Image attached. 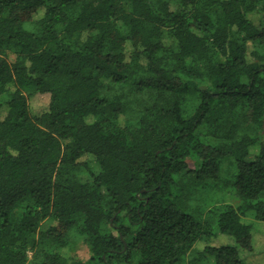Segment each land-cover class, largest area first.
Returning <instances> with one entry per match:
<instances>
[{
	"label": "trees",
	"instance_id": "1",
	"mask_svg": "<svg viewBox=\"0 0 264 264\" xmlns=\"http://www.w3.org/2000/svg\"><path fill=\"white\" fill-rule=\"evenodd\" d=\"M1 98L0 264H246L264 235V0H0Z\"/></svg>",
	"mask_w": 264,
	"mask_h": 264
},
{
	"label": "rangeland",
	"instance_id": "2",
	"mask_svg": "<svg viewBox=\"0 0 264 264\" xmlns=\"http://www.w3.org/2000/svg\"><path fill=\"white\" fill-rule=\"evenodd\" d=\"M249 52H252V48L251 47H249ZM6 59H7V61L9 63H11V62H13L14 56L12 54H8L6 56ZM0 102H4V100L1 98ZM30 105H31L32 109L34 110V112H37L39 110V108H41L44 105V101L43 102H42V100L41 101H36V99H34V100H32L30 102ZM258 135L260 136V138L262 140H264V122H263V125L261 127V130L258 132ZM90 167H91L93 172H96V166L95 165L92 164V165H90ZM225 168H226V166L222 167L223 171H222L221 175L223 177H224ZM214 190L213 191H209L208 190L207 193H206V195H208V198L211 197V200H215L216 201V200L220 199L222 202L229 203L232 206H236L237 205V201L235 200V198L231 194H228V192L227 193H225V192L219 193L218 192L219 195H215V194H213ZM221 194H223V195H221ZM221 201H219V202H221ZM213 203H216V202H213ZM248 223L252 227V231H253L252 233H254V231H257L261 226H264V223L255 222L253 220L248 221ZM47 226H49V221L43 222L41 224V226H40L39 232L44 231L47 228ZM216 241H218V243L216 245L223 243V241L224 242L227 241L226 244H228V245L234 243L231 238L226 237V236H220V235L216 239ZM254 243H255V250H254V252L251 255L248 254V256H247L248 259L244 261L246 264H262L263 263L264 259L262 260V255L264 254V235L258 237L257 239H255ZM207 245L213 246V243H211V242L208 243V241H202V242L196 244L194 249L196 251H198V252H201V251H203V249ZM83 255H84L83 251H79L77 253V256L79 258H82ZM31 256H32V253L30 252L28 254V258H27L28 259V261H27L28 263L31 260ZM243 258H244V255H243ZM188 260H189V258L185 257V259H184L182 264H187Z\"/></svg>",
	"mask_w": 264,
	"mask_h": 264
}]
</instances>
